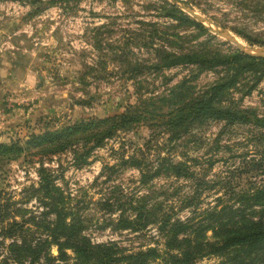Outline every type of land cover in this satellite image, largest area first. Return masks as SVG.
<instances>
[{
  "label": "rangeland",
  "instance_id": "374dc122",
  "mask_svg": "<svg viewBox=\"0 0 264 264\" xmlns=\"http://www.w3.org/2000/svg\"><path fill=\"white\" fill-rule=\"evenodd\" d=\"M183 1L244 45L246 39L264 41V0ZM178 16L161 0H0V144L19 148L0 155L3 198L33 211V198L24 200L37 186L39 164L97 223L107 218L97 204L102 198L147 194L155 207L182 219L228 200L231 190L264 186V78L252 85L238 70L239 85L228 89L225 104L246 110V122L209 119L174 135L177 110L225 69L163 67V58L200 50L204 57L230 60L238 50L215 28L199 23V32ZM128 107L142 111L143 119L107 137L96 135L98 143L90 130L52 153L27 144L32 135L80 122H114ZM159 158L187 168L191 177L161 174L139 183L140 172H151ZM187 196H197L195 210L180 207ZM97 226L85 231L92 241H112L126 252L162 248L153 226L141 232Z\"/></svg>",
  "mask_w": 264,
  "mask_h": 264
},
{
  "label": "trees",
  "instance_id": "16d2710c",
  "mask_svg": "<svg viewBox=\"0 0 264 264\" xmlns=\"http://www.w3.org/2000/svg\"><path fill=\"white\" fill-rule=\"evenodd\" d=\"M161 1L179 13L178 19L188 21L199 32L204 31L199 23L188 20L174 4ZM246 42L248 45L264 46V41L246 39ZM172 57L163 58L168 62H161V66L179 63L193 64L196 68L221 65L225 69V76L191 96L177 110L179 116L171 124L176 137L194 123L209 119L223 120L227 124L246 122V115L249 114L246 110L225 104L224 101L228 89H236L239 85L236 82L238 70L244 75L248 74L253 81L252 85L264 78V57L246 56L238 50L230 60L204 57L200 50ZM129 110L130 107L115 116L114 122L113 118L80 122L59 131L32 135L27 144L40 152L52 153L72 144L76 139L75 135H85L90 130L94 132L89 134L93 135L90 139L98 143L96 135L107 137L115 130L143 119L144 116L140 113L142 111ZM109 119L111 123L109 126L105 125ZM87 137L89 136H84L83 139L86 140ZM94 145L89 146L85 154ZM15 149L19 148L0 144V155L14 153ZM161 174L174 178L191 177L187 168L168 158H159L151 172H140L138 182L147 183ZM37 177V186L28 190V196L24 200L33 198V211L18 205L9 197L3 198L4 194L0 192L2 264H195L205 257L216 259L211 264H264V186L247 192L231 190L228 200L218 199L216 204L182 219L173 217L168 213L170 211L162 210L159 206L155 207L147 194L123 200L102 198L97 204L107 214V218L97 223L93 215L84 211L86 206H78L76 199L64 193L55 184L54 175L45 171L41 164ZM197 203V196H187L180 200V207L195 210ZM92 223L97 224L98 229L129 232H141L153 226L162 238V248L147 246L134 252H126L112 241H92L85 234ZM52 247L56 252L54 255L50 251Z\"/></svg>",
  "mask_w": 264,
  "mask_h": 264
},
{
  "label": "water",
  "instance_id": "95a60500",
  "mask_svg": "<svg viewBox=\"0 0 264 264\" xmlns=\"http://www.w3.org/2000/svg\"><path fill=\"white\" fill-rule=\"evenodd\" d=\"M179 7L192 16L198 23L207 24L215 28L220 34H222L226 41L231 43L240 52L247 54L249 56L264 57V46H248L240 43L233 37L225 28L218 26L211 22L208 18L198 14L192 7L188 6L183 0H173Z\"/></svg>",
  "mask_w": 264,
  "mask_h": 264
}]
</instances>
